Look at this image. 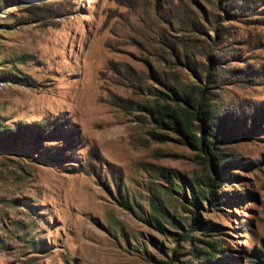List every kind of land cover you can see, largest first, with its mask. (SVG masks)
<instances>
[{
    "label": "rangeland",
    "instance_id": "374dc122",
    "mask_svg": "<svg viewBox=\"0 0 264 264\" xmlns=\"http://www.w3.org/2000/svg\"><path fill=\"white\" fill-rule=\"evenodd\" d=\"M199 64L219 70L215 113L234 136L218 142L216 208L192 205L202 160L151 138L131 87L151 68L203 82ZM197 214L217 225L220 264H260L264 0H0V264H180L176 246L195 264L177 235Z\"/></svg>",
    "mask_w": 264,
    "mask_h": 264
},
{
    "label": "trees",
    "instance_id": "16d2710c",
    "mask_svg": "<svg viewBox=\"0 0 264 264\" xmlns=\"http://www.w3.org/2000/svg\"><path fill=\"white\" fill-rule=\"evenodd\" d=\"M185 50L188 51L187 48ZM196 68L200 72L199 78L204 79L203 82L198 79L188 83L179 80L178 85H168L170 83H166L151 68L145 77V83L131 87L137 93H141L143 90V93L147 94V99L142 103L134 102L137 110L145 113L154 127L148 131L151 138L164 141L169 134H173L183 144L196 151V156L202 160L206 175L204 179H200L195 184V189L192 191V205L198 208L201 206V202L206 200L211 207L216 208L220 203V195L217 191L220 183L217 179L225 178L227 174H230L225 169L227 160L221 155L218 142L229 140L234 136L231 130L227 129L222 118L215 113V103L213 102L215 98L210 86L213 83V78L218 74L217 66L207 67L204 70L202 64H199ZM202 70H204L203 73H201ZM146 80H150L151 83H146ZM170 183L172 182L170 181ZM152 207L159 217L169 221L174 227L181 226L178 222L175 223L168 219L159 203L152 202ZM188 219L184 221L188 223L187 229L182 235H177L180 236L178 242L187 241L190 243L191 248L188 252L191 258L196 260L195 264H220L219 241L212 238L210 234L217 225L209 222L203 223L198 214L192 215ZM154 221L157 228L163 230L157 217L154 218ZM196 231L200 232V237L193 235ZM182 254L180 246L173 247L170 260L186 264L185 261L180 260ZM260 264H264V258Z\"/></svg>",
    "mask_w": 264,
    "mask_h": 264
}]
</instances>
